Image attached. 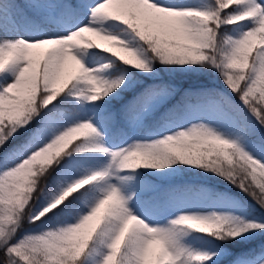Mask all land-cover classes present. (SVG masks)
<instances>
[{
	"label": "snow or ice",
	"instance_id": "snow-or-ice-1",
	"mask_svg": "<svg viewBox=\"0 0 264 264\" xmlns=\"http://www.w3.org/2000/svg\"><path fill=\"white\" fill-rule=\"evenodd\" d=\"M43 11L75 22L9 38ZM250 19L239 38L221 31ZM94 33L113 47L96 46ZM0 37V264H85L93 247L98 264H217L214 252L189 247L194 233L225 241L264 232L255 218L233 226L237 202L226 194L160 188L138 172L167 175L179 162L264 210V0H0ZM161 72H211L218 82L178 86ZM126 94L119 113L109 109ZM170 101L172 134L108 146L118 120L135 126ZM188 194L208 202L180 200ZM41 196L47 206L36 211ZM25 221L39 231L21 236ZM241 264H264V253Z\"/></svg>",
	"mask_w": 264,
	"mask_h": 264
},
{
	"label": "trees",
	"instance_id": "trees-1",
	"mask_svg": "<svg viewBox=\"0 0 264 264\" xmlns=\"http://www.w3.org/2000/svg\"><path fill=\"white\" fill-rule=\"evenodd\" d=\"M169 3L175 2H190V0H168ZM7 7V5H6ZM47 8L54 7V2H50L45 5ZM52 14L56 17L55 12H29L28 15L33 22L34 27L23 26L28 29H34L37 31L44 30L46 33L54 32L59 27L55 21L50 18ZM69 22H74L72 19H65ZM238 25H226L221 29L222 32L227 33L232 38H239L238 35ZM161 76L165 80H170L178 86H191V87H212L218 82V77L214 79L213 73H204L202 75H190L183 72H176L174 74L161 72ZM131 99V95L126 94L121 100L113 101L112 104L108 105L110 110L116 111L119 113L120 108L126 104ZM174 101H170L168 104L162 106L155 113L147 116L141 123H138L135 126H129L123 121L118 120L117 123L108 130L107 134V144L108 146L118 143L121 139H127V141L134 137H150L154 133L166 132L170 127L164 126L163 117L167 109L171 106ZM264 133V130H261ZM85 143L88 142H101L99 140H94L89 138L85 140ZM261 155V154H259ZM172 169H180L179 171H174L172 177L174 179L161 180L157 183H151L160 188H167L169 186H183V185H192L195 187H204L210 190L211 193H223L226 194L231 200L237 202V206L234 207V214H228L233 218V226L241 227V225L236 224V221L247 218H255L264 216V210L258 208L255 202L251 197L246 195L244 192H241L239 188L223 180L219 176L213 174L212 172H205L200 169H195L191 166L182 165L177 162L174 165H171ZM171 169V167H170ZM172 171V170H171ZM170 175V174H169ZM167 175V176H169ZM45 197L41 196L36 201H34V209L37 210L39 207H42L45 203ZM218 215V214H217ZM39 223V222H37ZM39 229L36 226L30 225L25 221L24 230L21 232V236L34 234L38 232ZM205 240H212L215 247L219 245H225L230 250L232 254L227 257L223 262L217 264H238V259L251 258L255 257L261 253H264V232L254 233L247 232L243 238H238L233 241V244L240 246L235 248L230 245L227 241H220L214 237L204 235ZM86 256V254H85Z\"/></svg>",
	"mask_w": 264,
	"mask_h": 264
},
{
	"label": "rangeland",
	"instance_id": "rangeland-1",
	"mask_svg": "<svg viewBox=\"0 0 264 264\" xmlns=\"http://www.w3.org/2000/svg\"><path fill=\"white\" fill-rule=\"evenodd\" d=\"M253 2H256V0H253ZM182 3H185V2H177L175 3L176 5H179V4H182ZM206 7V6H205ZM48 9V8H46ZM47 12V11H46ZM52 17V16H51ZM64 25V29L69 27L70 24L68 23H63ZM251 27H253V22L252 20H247V21H244L242 22V24H239L238 25V35H242L244 32H246L247 30H249ZM63 29V30H64ZM63 30H58V31H63ZM57 31V32H58ZM41 32H44V30H40V31H37V30H34V29H28V28H25L23 26L19 27L18 30H15L13 31L9 38L11 39H24L26 41H30L32 40L33 38H35L36 36L40 35ZM2 38V37H0ZM66 71L68 73H71L73 71V66L71 64H69V66L67 67ZM174 131H176V129L174 128H170L168 131L166 132H162V133H154L155 135H151L150 137L148 136H143V137H147V138H150V139H159V138H162L164 135H168V134H172ZM134 138H142V137H134ZM127 142H131V139L130 141L128 140ZM90 143V142H88ZM96 143H101V142H96ZM112 145H110L109 147H111ZM259 154H258V157L259 158ZM171 169H172V166H170ZM171 169H166L164 170L165 172H167L169 176L167 175H160V174H157L156 173V170H151V169H140L138 170V172L141 173V175L139 176V179L147 184H150L152 185L151 183H157L161 180H170V179H174L175 177H172L171 175L174 174V171H171ZM120 176L121 179L124 178V176L126 175H135V173H120L118 174ZM180 200L181 201H188V202H208V200H206V197L203 196V195H186V196H182L180 197ZM44 206H47V201L45 200V203L44 205H42V207ZM42 207H39L36 211H39ZM235 212V209L234 207L231 208L227 214H234ZM210 214V213H208ZM218 215H221L222 213L220 212H217ZM257 222L259 223H264V216H261V217H256L255 218ZM95 221L93 222H90V225L88 227H91L92 224H94ZM88 229L86 228L85 231H87ZM193 236L195 237L193 240H192V243L191 245H189V247L194 250V251H205V252H208L209 254H213V252L215 253V255H217L218 258L217 259V263H221L223 262L227 257H229L231 254H232V250H230V248H228L227 246L225 245H219V247H215V245L213 244L212 240L208 239V240H205L203 234H193ZM243 238V237H241ZM227 240H225L226 242ZM230 245L234 246L235 248L237 247H240V246H237L235 244H233V241H227ZM103 255V252H100V251H96L94 249V247L92 249L89 250V252L86 253V259H85V264H98V261L100 259V257ZM243 259H238L237 263L238 264H241V261Z\"/></svg>",
	"mask_w": 264,
	"mask_h": 264
},
{
	"label": "clouds",
	"instance_id": "clouds-1",
	"mask_svg": "<svg viewBox=\"0 0 264 264\" xmlns=\"http://www.w3.org/2000/svg\"><path fill=\"white\" fill-rule=\"evenodd\" d=\"M93 35L95 38L94 43L96 46L106 48V49L113 47L114 41H111L108 38L99 35V33H94Z\"/></svg>",
	"mask_w": 264,
	"mask_h": 264
}]
</instances>
